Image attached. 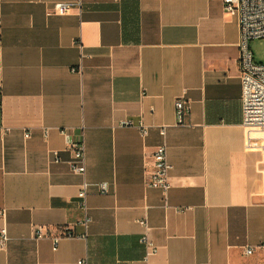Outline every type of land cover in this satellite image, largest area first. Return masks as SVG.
<instances>
[{
    "label": "crops",
    "instance_id": "obj_1",
    "mask_svg": "<svg viewBox=\"0 0 264 264\" xmlns=\"http://www.w3.org/2000/svg\"><path fill=\"white\" fill-rule=\"evenodd\" d=\"M239 35L223 0H0V264H264V144L243 122ZM61 129L84 140L85 175ZM162 143L167 193L148 184ZM66 223L77 234L56 250L35 237Z\"/></svg>",
    "mask_w": 264,
    "mask_h": 264
},
{
    "label": "built area",
    "instance_id": "obj_2",
    "mask_svg": "<svg viewBox=\"0 0 264 264\" xmlns=\"http://www.w3.org/2000/svg\"><path fill=\"white\" fill-rule=\"evenodd\" d=\"M225 9L237 15L240 26V35L238 41L239 49V65L242 80V109L243 122L250 127L264 128V63L257 62L254 52L251 48V42L254 39L264 37V0H223ZM75 5L72 1H60L55 4L54 10L59 13H65ZM176 116L178 124H185L186 117L190 112V104L184 98L180 97L175 102ZM122 125H135L133 120H124ZM138 127L142 136H147L149 127L143 121H139ZM61 132L68 138L71 149L73 150V158L71 166L73 171L85 175L86 173V145L83 139H73L66 129ZM49 130L46 129L47 137ZM160 134L165 136L166 129L161 127ZM29 137L30 133H25ZM56 159H59V152H53ZM154 165L152 171L148 175V184L155 188L162 189L167 193L171 188L170 173L172 164L168 157V148L165 143L158 145L153 153ZM89 182L84 179L78 191V201L82 209V216L77 221L78 225L84 227L81 235H87V227L92 218L89 213L88 194ZM100 191L108 192L107 182L99 183ZM181 210V208H179ZM0 214L4 217L5 210L1 209ZM144 226H148L147 218L141 220ZM34 233L36 238L51 237L53 240V249L58 248V243L63 236L76 235L71 224L66 223L59 225L57 231L53 234L50 229L43 225H34ZM10 239L6 225L0 228V247L6 248ZM140 242L147 248V254L156 253L158 246L148 235H143ZM259 247L264 250V239ZM254 251L253 246H249L246 252L251 254ZM82 262V261H80Z\"/></svg>",
    "mask_w": 264,
    "mask_h": 264
},
{
    "label": "rangeland",
    "instance_id": "obj_3",
    "mask_svg": "<svg viewBox=\"0 0 264 264\" xmlns=\"http://www.w3.org/2000/svg\"><path fill=\"white\" fill-rule=\"evenodd\" d=\"M251 48L254 52L256 61L264 63V37L252 40ZM253 129L254 133L256 132L258 135L260 134V136L255 138L253 144H257L258 147L263 146L264 138L262 137V135L264 136V132L262 130H264V128L253 127Z\"/></svg>",
    "mask_w": 264,
    "mask_h": 264
}]
</instances>
